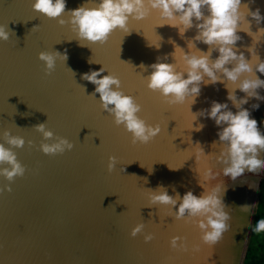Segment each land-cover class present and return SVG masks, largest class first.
<instances>
[{"label":"water","instance_id":"obj_1","mask_svg":"<svg viewBox=\"0 0 264 264\" xmlns=\"http://www.w3.org/2000/svg\"><path fill=\"white\" fill-rule=\"evenodd\" d=\"M32 3L0 0V24L9 31V39L0 40V136L9 129L25 139L21 147L5 144L13 147L25 172L12 181L0 176V188L11 186V191L0 192V264H244L264 169L236 182L224 177L218 160L224 146L213 144L219 126L206 116L193 119L213 100L224 102L227 90L219 82L202 83L195 100L170 104L147 87L149 66L157 58L184 69L182 56L172 53L176 46L182 55L189 51L187 40L195 29L182 37L177 27L157 25L149 36L158 14L153 9L143 19L130 17L127 32L114 29L103 43L81 41L70 23L59 24L35 11ZM84 3L67 0L64 19ZM241 4L242 11L248 6L264 15V0ZM85 6L95 4L88 0ZM240 35L238 45L251 42L246 33ZM53 50L66 52L67 59H57L54 69L46 71L38 54ZM102 67L101 76H117L124 93L141 105L137 115L160 126L148 142L133 143L132 134L101 108L99 93L92 95L96 86L82 73ZM237 94L245 95L239 89ZM257 103L260 110H252ZM229 107L237 111L231 102ZM244 107L253 111L264 131V101L251 99ZM39 123L53 131L52 139L45 141L33 127ZM57 137H66L73 148L45 154L40 144ZM110 156L116 158L111 170ZM221 183L228 189L231 229L215 245L202 241L193 219H176L175 206L151 204L148 197L158 185L182 197L188 190L201 195ZM138 223L144 228L132 236ZM148 233L152 239L145 241ZM173 236L182 238L187 251L170 246Z\"/></svg>","mask_w":264,"mask_h":264},{"label":"clouds","instance_id":"obj_2","mask_svg":"<svg viewBox=\"0 0 264 264\" xmlns=\"http://www.w3.org/2000/svg\"><path fill=\"white\" fill-rule=\"evenodd\" d=\"M66 2L33 0L32 8L50 19H57L61 25L70 23L81 41L103 43L114 29L127 31L130 17L143 19L153 9L158 10L159 16L166 21L160 25L177 27L182 37L194 28V35L187 40L189 51H183L182 55L184 69L178 70L176 62L168 63L157 58V62L149 66L152 71L146 77L147 87L159 91L170 104H182L200 95L202 83H221L227 90V99L224 102L213 100L208 108L194 113V120L198 116H206L219 126L218 141L213 144L219 142L224 146L218 157L223 164L224 177L236 182L248 172L258 174L260 169H264V158L261 156L264 153V131L261 130L260 122L253 118L252 111H259L261 105L253 104L252 110L244 107L251 99L264 101V52L261 51L264 48V15L259 8L253 11L247 6V11H242L241 0H92L95 4L92 7L85 6L88 2L85 0L81 6L69 10L65 20L63 14ZM241 32L251 38L249 44H237L243 39ZM7 39L9 31L0 24V40ZM198 43L207 45V48H199ZM150 44L160 47L157 42ZM177 48L181 47L176 46L172 53L174 57ZM38 56L44 62L46 71L54 69L57 59H67L66 52L56 50L41 51ZM140 67L145 68L143 64ZM104 70V67L89 70L82 73V78L96 86L92 95L99 93L101 108L113 117L115 124H122L132 134L133 143L148 142L161 131L160 126L148 124L137 115L141 105L132 95L124 93L117 76L110 73L101 76ZM238 89L245 95L238 96ZM229 102L237 111H232ZM33 127L42 133L45 141L54 136L45 123ZM201 127L202 124L197 125V128ZM0 141V176L12 181L14 177L24 174L25 166L17 159L13 147H6L5 144L21 147L25 139L5 129ZM73 146L66 137H57L51 143L40 144L45 154L62 153ZM115 159L109 157V170L114 167ZM5 189L11 191V186L4 185L0 192ZM227 190L226 185L221 183L201 195L188 190L181 197L178 192L175 196L170 195L165 186L158 185L155 190L150 189L148 197L151 204L175 206L176 219H193L201 231L202 241L215 245L231 229V215L225 203ZM143 228V223L136 224L131 235H137ZM254 231L264 232V217L256 221ZM152 235H145V241L151 240ZM178 241L181 243L178 244ZM170 246L174 249L185 248L179 236L171 237Z\"/></svg>","mask_w":264,"mask_h":264},{"label":"trees","instance_id":"obj_3","mask_svg":"<svg viewBox=\"0 0 264 264\" xmlns=\"http://www.w3.org/2000/svg\"><path fill=\"white\" fill-rule=\"evenodd\" d=\"M262 217H264V178L261 181L259 201L244 264H264V232L254 231L256 221Z\"/></svg>","mask_w":264,"mask_h":264},{"label":"snow or ice","instance_id":"obj_4","mask_svg":"<svg viewBox=\"0 0 264 264\" xmlns=\"http://www.w3.org/2000/svg\"><path fill=\"white\" fill-rule=\"evenodd\" d=\"M162 23H166V21H164L160 16H159V13L158 14H156L154 17H153V19H152V21H151V23H150V32H149V36H152L153 35V33H155L156 31H155V28H156V26L157 25H160V24H162ZM141 29H143V32L145 31V29L144 28H141ZM127 32V31H126ZM177 54H178V57L179 56H182V50H180V49H178L177 50ZM121 82V84H122V81H120ZM187 112V105L185 106V113ZM194 119V118H193ZM189 157H190V155H189ZM188 157V158H189ZM185 239H186V237H185ZM193 248H194V251H197L198 252V248H199V246L198 245H195V247L193 246ZM183 250L184 251H187V247L185 246V248H183ZM166 264H173V262L171 261V260H169V261H167L166 262Z\"/></svg>","mask_w":264,"mask_h":264}]
</instances>
